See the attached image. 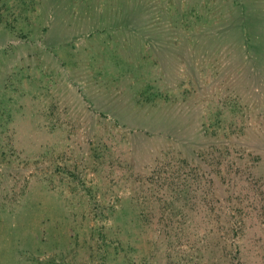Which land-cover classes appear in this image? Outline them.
<instances>
[{
  "label": "rangeland",
  "instance_id": "1",
  "mask_svg": "<svg viewBox=\"0 0 264 264\" xmlns=\"http://www.w3.org/2000/svg\"><path fill=\"white\" fill-rule=\"evenodd\" d=\"M0 264H264V0H0Z\"/></svg>",
  "mask_w": 264,
  "mask_h": 264
}]
</instances>
